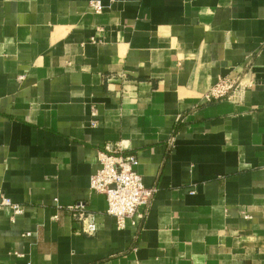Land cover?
Listing matches in <instances>:
<instances>
[{"label": "crops", "instance_id": "1", "mask_svg": "<svg viewBox=\"0 0 264 264\" xmlns=\"http://www.w3.org/2000/svg\"><path fill=\"white\" fill-rule=\"evenodd\" d=\"M106 146L155 190L137 226ZM1 196L0 264H264V0H0Z\"/></svg>", "mask_w": 264, "mask_h": 264}, {"label": "built area", "instance_id": "2", "mask_svg": "<svg viewBox=\"0 0 264 264\" xmlns=\"http://www.w3.org/2000/svg\"><path fill=\"white\" fill-rule=\"evenodd\" d=\"M92 8L95 12L102 10L98 3H93ZM236 86V79H219L205 98L218 100L230 97ZM97 159L99 169L90 178L91 189L104 197L105 212L116 220L118 228H124L126 221L137 226L146 217L155 191L152 188H146L140 176L134 172L137 159L133 155H122L118 149L108 146L98 154ZM4 208L9 209L13 214L21 212L18 205L1 196L0 209ZM68 210L72 218L79 222L83 234L89 236L95 234L93 218L87 212L83 202L75 203Z\"/></svg>", "mask_w": 264, "mask_h": 264}]
</instances>
